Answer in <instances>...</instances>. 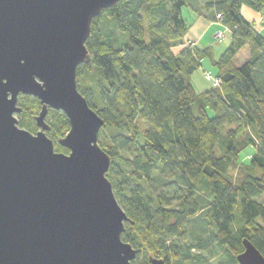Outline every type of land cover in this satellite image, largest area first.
<instances>
[{"label": "trees", "instance_id": "16d2710c", "mask_svg": "<svg viewBox=\"0 0 264 264\" xmlns=\"http://www.w3.org/2000/svg\"><path fill=\"white\" fill-rule=\"evenodd\" d=\"M243 6L261 14L264 0H121L91 22V61L77 68V90L104 121L98 145L129 220L121 239L137 252L131 264H239L245 239L264 257V35ZM184 8L228 30L218 58L184 45ZM205 58L220 86L198 94L189 77ZM92 69L93 86L80 89L78 77ZM18 105L19 127L35 134L39 101L20 95ZM45 122L54 151L68 154L57 142L66 115L48 109Z\"/></svg>", "mask_w": 264, "mask_h": 264}, {"label": "water", "instance_id": "95a60500", "mask_svg": "<svg viewBox=\"0 0 264 264\" xmlns=\"http://www.w3.org/2000/svg\"><path fill=\"white\" fill-rule=\"evenodd\" d=\"M121 0H0V264H131L121 239L128 220L98 145L104 121L78 92L91 22ZM20 95L40 111L32 134L17 124ZM63 112L69 130L54 151L45 122ZM239 264H264L243 240ZM148 264H164L149 257Z\"/></svg>", "mask_w": 264, "mask_h": 264}, {"label": "rangeland", "instance_id": "374dc122", "mask_svg": "<svg viewBox=\"0 0 264 264\" xmlns=\"http://www.w3.org/2000/svg\"><path fill=\"white\" fill-rule=\"evenodd\" d=\"M182 13H183L184 18H186V20H187V23H188V31H189V29H190L189 16L191 14H194V15H196V14L194 12L190 11L188 8H184L183 11H182ZM196 16H198V15H196ZM198 17H202V16H198ZM104 19L105 20H103L102 24L104 23L109 28H111L112 27V22L110 21V19L109 18H106V17ZM254 24L257 27V29L259 31H261L262 35H264V9H263V11L261 13V16H260L259 21H257ZM219 32L222 33L223 39H222L221 42H219V43H217V42L215 43L214 42L213 45H212V51H213V53L215 55V58H218L220 56V54L222 52H224V50L227 48L228 42H227V37L226 36L230 37V33L228 32V30H226V28H225V31H219ZM216 34L214 36V39L216 37ZM124 35H125L126 39H128V35L127 34H124ZM187 44H188V42L187 43L184 42V45L185 46H187ZM177 50H178V47L176 48V51ZM205 72L211 74L212 76H214L215 73H216V69L211 65V63L207 59H204L202 61L201 69L198 70L197 72H195L190 77V81L193 84L196 93H198V94L200 92H203L206 89L210 88V86H211L210 83L206 82L205 79H204V73ZM96 78H97V72H96L95 69H92L89 72H87V71L82 72L80 74V76L78 77V85H79L80 89H83L82 85L87 86V87L88 86H93V81L92 80L93 79H96ZM32 110H33V108L27 107V109L25 110V113L26 114L27 113L28 114L29 113L35 114L36 110H33V111ZM14 116H15V118L17 120V124L19 126V121H20L19 114L14 115ZM139 128L141 130H144L145 128H147V125L140 123L139 124ZM47 134H48V132H47ZM48 136H50V135H48ZM140 140H141V138H140ZM140 143H141V141H140ZM249 150H246L244 153L241 154V156H240L241 163H245V162L247 163L248 162V159H249V157L251 155V152L250 151H253L252 149L250 151ZM228 173H229V176H231L232 179L237 178V170L236 169L233 168ZM258 200L264 204V195H262L261 197H259ZM139 249H141V251L139 252L138 255H139V258H141L142 255H143V252H142L143 251V247H141Z\"/></svg>", "mask_w": 264, "mask_h": 264}, {"label": "crops", "instance_id": "0c3cea01", "mask_svg": "<svg viewBox=\"0 0 264 264\" xmlns=\"http://www.w3.org/2000/svg\"><path fill=\"white\" fill-rule=\"evenodd\" d=\"M241 14L243 15V17L248 22H252V23H256L257 21H259L260 16H261V14L255 13L245 6L242 7ZM189 23H190V29L186 33V35L184 36L183 41L186 43L193 41L196 43V46L201 48V49L209 48L212 51V45L215 42V40H214L215 34L219 31H225V28L219 22L207 21V20L203 19L202 17H198L194 14H191L189 16ZM255 28L257 29L256 26H255ZM226 37H227V42L229 44L230 37H228V36H226ZM212 55L215 58L213 51H212ZM201 64H202V62H201ZM200 69H198V70H200ZM198 70H196L195 72H197ZM190 77H189V80H190ZM190 83H191V81H190ZM192 86H193V84H192ZM208 89H206V90H208ZM200 93H202V92H200Z\"/></svg>", "mask_w": 264, "mask_h": 264}, {"label": "built area", "instance_id": "2783aa9c", "mask_svg": "<svg viewBox=\"0 0 264 264\" xmlns=\"http://www.w3.org/2000/svg\"><path fill=\"white\" fill-rule=\"evenodd\" d=\"M223 39V35L222 33L218 32L216 34V37H215V43H219L221 42ZM187 46H192V47H196V43L193 42V41H190L188 42ZM204 79L206 82L210 83V85L213 87V88H218L220 86V79L215 77V76H212L211 74L209 73H204Z\"/></svg>", "mask_w": 264, "mask_h": 264}]
</instances>
